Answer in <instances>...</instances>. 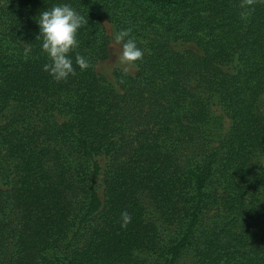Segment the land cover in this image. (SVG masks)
<instances>
[{
    "label": "trees",
    "instance_id": "1",
    "mask_svg": "<svg viewBox=\"0 0 264 264\" xmlns=\"http://www.w3.org/2000/svg\"><path fill=\"white\" fill-rule=\"evenodd\" d=\"M59 2L90 62L62 82L36 22ZM104 20L144 53L118 89ZM263 94L264 0H4L0 264H264Z\"/></svg>",
    "mask_w": 264,
    "mask_h": 264
},
{
    "label": "clouds",
    "instance_id": "2",
    "mask_svg": "<svg viewBox=\"0 0 264 264\" xmlns=\"http://www.w3.org/2000/svg\"><path fill=\"white\" fill-rule=\"evenodd\" d=\"M39 27L41 50L48 58L43 65L54 81H66L70 76L76 75V66L81 71L90 67V62L83 55L72 53L79 46L77 39L78 30L87 24V19L82 16L70 3L59 2L50 8L41 11L36 20ZM131 29H120L113 34L114 43L120 46L118 60L123 65V71L127 72L129 67L135 66L138 60L143 58V51L138 47L137 41L131 36ZM30 52L31 48H27ZM75 64V66H74ZM124 224L130 221L131 217L127 211L121 213Z\"/></svg>",
    "mask_w": 264,
    "mask_h": 264
},
{
    "label": "rangeland",
    "instance_id": "3",
    "mask_svg": "<svg viewBox=\"0 0 264 264\" xmlns=\"http://www.w3.org/2000/svg\"><path fill=\"white\" fill-rule=\"evenodd\" d=\"M4 0H0V3L3 4ZM103 27L106 31V34L109 37L108 44V57L104 60L98 61L96 63V71L104 77L109 83H111L115 88H119L118 78L116 76V70L123 71V65H120L118 60V54L120 51V46L114 43L113 34L116 33L114 26L109 23L107 20L103 21ZM173 48L178 51H183L186 49L196 50V46L193 43L177 41L172 44ZM232 68V66H231ZM137 67H129L127 74L134 75L136 73ZM125 72V71H123ZM260 109L264 112V94L260 100ZM7 185L5 182L0 179V188H6Z\"/></svg>",
    "mask_w": 264,
    "mask_h": 264
}]
</instances>
